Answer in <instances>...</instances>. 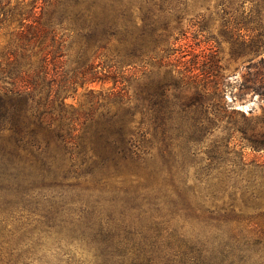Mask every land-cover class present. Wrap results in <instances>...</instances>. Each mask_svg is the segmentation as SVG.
<instances>
[{"label": "trees", "instance_id": "1", "mask_svg": "<svg viewBox=\"0 0 264 264\" xmlns=\"http://www.w3.org/2000/svg\"><path fill=\"white\" fill-rule=\"evenodd\" d=\"M158 1L134 33L113 3L0 0V264H264V161L245 154L264 151V108L238 124L225 98L264 102V0H218L230 59L249 60L234 81L218 49L163 46ZM190 169L235 191L189 193Z\"/></svg>", "mask_w": 264, "mask_h": 264}, {"label": "rangeland", "instance_id": "2", "mask_svg": "<svg viewBox=\"0 0 264 264\" xmlns=\"http://www.w3.org/2000/svg\"><path fill=\"white\" fill-rule=\"evenodd\" d=\"M18 1L22 3H29L35 0H12V5H15ZM84 1H86L87 4L92 5V10L95 11L99 18H102L105 14L112 12L108 3H113L115 5L116 12L119 15L118 18L120 20H126L127 25L132 28L134 33L141 32L140 28H136L134 26V22L142 23L143 19L146 18L148 14L149 8L145 0H113L108 3L107 0ZM243 1L246 2V5H250L256 0ZM222 8L223 6L218 0H185L182 3H179L178 0H166L158 1V3L154 5L153 10L156 11L162 20H167L169 24H171L172 28L170 32L174 33V35L165 37L163 40V46L165 45V47H167L169 46L170 41H176L175 46H182L186 49V51H188L187 53H189V55H187L186 58H192L195 54H200L204 51L209 52L211 51V48L218 49L220 56L223 58L222 64L226 66L225 72L229 75V79L234 81L241 78L244 73L243 66L246 65L249 60L230 59L229 52L231 44L221 31ZM179 20L180 26L177 25ZM194 24H197V26H194ZM200 25L205 28V37L198 35L197 32L194 31V29H198V26ZM185 31L187 32L185 33ZM4 32L5 30H0V47L5 44ZM69 55L70 62L67 64V68L72 69L76 66V64L73 63V60H75L77 55L76 45L70 49ZM257 59L258 58H255V60ZM97 61H99V59H97ZM112 86V82H106L104 84L99 82L90 85L91 88L103 90L104 92H107ZM86 92V88H80L77 93L72 94L73 96L68 98V102L78 105L85 98ZM225 98L232 105V107L227 110L226 115L232 113L233 120L237 121L238 124L242 118L237 112H232L234 109L244 111L247 115L253 116H260L263 113L264 102L258 98V95H255L253 100L245 102H231L233 97L230 93H228ZM211 99L212 102H220L218 97H212ZM205 110H207V112H216L218 114L225 113V110L221 111L222 108L214 106H210ZM219 132L221 133V131H218V133ZM232 145L234 146L233 143ZM245 154L247 159H255L259 162L264 161V151L255 152L251 151L250 148H246ZM224 172L225 168L221 165L219 169H215L213 171V175L216 178L219 177L220 179H224L226 177ZM194 173L195 170L190 169L188 187H186V191L189 193L204 194L211 191H217V193L228 194L235 191L232 187L225 185L222 187L220 183H217L218 180L215 181V188H209L210 186H208L205 182L199 183L194 181Z\"/></svg>", "mask_w": 264, "mask_h": 264}]
</instances>
